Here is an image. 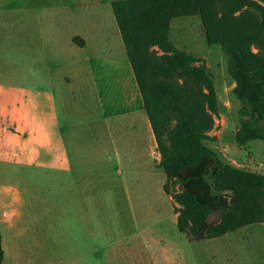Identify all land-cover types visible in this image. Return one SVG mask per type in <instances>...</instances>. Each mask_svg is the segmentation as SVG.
I'll return each mask as SVG.
<instances>
[{
  "label": "rangeland",
  "instance_id": "374dc122",
  "mask_svg": "<svg viewBox=\"0 0 264 264\" xmlns=\"http://www.w3.org/2000/svg\"><path fill=\"white\" fill-rule=\"evenodd\" d=\"M111 1L0 0V73L52 72L57 65L46 61L52 35L59 40V35L67 38L81 31L90 18L88 10L96 8L111 33L117 27ZM170 39L203 57L214 80L219 115L210 131L214 139L206 143L225 162L264 173L263 141L236 142L241 102L233 92L228 57L220 45L209 43L200 15L173 18ZM103 97L108 101L109 96ZM165 182L161 167L153 182L133 190L130 204L121 199L114 206L91 207L87 202L70 205L58 184L47 187L42 173L31 176L23 182L28 196L19 203L17 229L4 228L12 264H264V223L191 242L179 230L178 206L166 193Z\"/></svg>",
  "mask_w": 264,
  "mask_h": 264
},
{
  "label": "trees",
  "instance_id": "16d2710c",
  "mask_svg": "<svg viewBox=\"0 0 264 264\" xmlns=\"http://www.w3.org/2000/svg\"><path fill=\"white\" fill-rule=\"evenodd\" d=\"M111 6L161 154L164 189L178 206L179 230L195 242L264 223V173L225 162L206 143L219 115L214 80L203 57L170 39L173 18L200 15L207 40L228 57L241 102L236 142L260 139L264 154V0H113ZM4 259L0 229V264Z\"/></svg>",
  "mask_w": 264,
  "mask_h": 264
},
{
  "label": "crops",
  "instance_id": "0c3cea01",
  "mask_svg": "<svg viewBox=\"0 0 264 264\" xmlns=\"http://www.w3.org/2000/svg\"><path fill=\"white\" fill-rule=\"evenodd\" d=\"M100 13L99 8L88 10L86 26L67 38L52 35L46 57L57 65L52 72L0 73L3 264H12L4 228L17 229L18 206L28 196L23 182L31 176L42 173L47 187L58 184L70 205L104 207L121 199L130 204L133 190L153 182L161 168L117 20L109 33Z\"/></svg>",
  "mask_w": 264,
  "mask_h": 264
}]
</instances>
